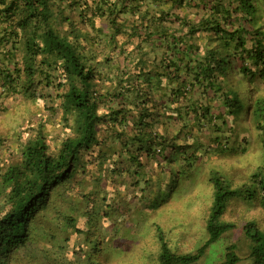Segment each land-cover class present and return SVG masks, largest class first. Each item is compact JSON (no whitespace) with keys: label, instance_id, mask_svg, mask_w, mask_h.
Instances as JSON below:
<instances>
[{"label":"trees","instance_id":"obj_1","mask_svg":"<svg viewBox=\"0 0 264 264\" xmlns=\"http://www.w3.org/2000/svg\"><path fill=\"white\" fill-rule=\"evenodd\" d=\"M262 89L264 0H0V104L31 117L45 109L66 127L52 150L38 113L18 156L0 167V264H17L40 238L53 193L97 155L113 150L114 174L147 197L154 166L172 183V161L189 171L199 162L207 146L198 134L225 151L232 116L257 131L260 166L237 188L210 172L208 239L197 253H174L156 229L158 264L198 262L236 228L223 221L231 200L264 210ZM242 231L251 264H264V232L253 221ZM235 251L221 264L239 263Z\"/></svg>","mask_w":264,"mask_h":264},{"label":"rangeland","instance_id":"obj_2","mask_svg":"<svg viewBox=\"0 0 264 264\" xmlns=\"http://www.w3.org/2000/svg\"><path fill=\"white\" fill-rule=\"evenodd\" d=\"M3 106L0 104V137L4 138V143L0 144V167L18 156L22 143L29 136L27 120L40 119L38 113L42 115L40 120L45 123L52 150L59 145L66 132L59 118H50L45 109L36 110L31 117L25 113V108L22 111L16 105L17 110H7ZM229 120L234 130L226 132L224 128L221 134L222 143L227 146L225 151H214L211 134L207 137L198 134L207 146L197 154L199 162H194L189 171L183 163L180 165V159L172 161L164 170L167 173L173 169L172 183L163 178V174H156L154 166L147 197L140 194L139 188L127 190L128 175L122 176L127 180L124 185L114 174L113 168L121 167V161L112 156L113 150L106 156L94 157L85 169L80 167L76 171L73 182L53 193L46 218L39 219L41 233L37 236L40 238L36 237L28 250L16 256L17 264H158L157 228L163 232L174 253H197L208 239L205 225L210 207V172H220L233 188H237L247 183L262 163L257 131L250 128L248 132L241 119L235 121L230 116ZM217 125H221L220 122ZM223 221L236 228L207 249L195 264H221L232 245L240 258L237 264H251L249 242L242 227L253 221L264 232V210L257 203L233 199L228 203ZM101 244L105 245L102 254L98 248Z\"/></svg>","mask_w":264,"mask_h":264},{"label":"crops","instance_id":"obj_3","mask_svg":"<svg viewBox=\"0 0 264 264\" xmlns=\"http://www.w3.org/2000/svg\"><path fill=\"white\" fill-rule=\"evenodd\" d=\"M88 2H89V4L90 3H92V2H94L95 0H87ZM109 1V3H113L115 0H108Z\"/></svg>","mask_w":264,"mask_h":264}]
</instances>
